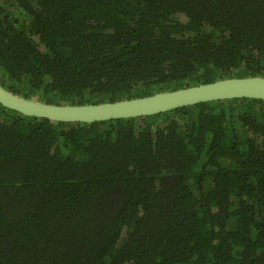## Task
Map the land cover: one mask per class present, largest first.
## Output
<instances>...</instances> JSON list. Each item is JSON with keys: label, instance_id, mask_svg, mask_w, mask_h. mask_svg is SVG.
<instances>
[{"label": "trees", "instance_id": "16d2710c", "mask_svg": "<svg viewBox=\"0 0 264 264\" xmlns=\"http://www.w3.org/2000/svg\"><path fill=\"white\" fill-rule=\"evenodd\" d=\"M264 76V0H0V84L55 104ZM0 264H264V100L95 122L0 104Z\"/></svg>", "mask_w": 264, "mask_h": 264}, {"label": "water", "instance_id": "95a60500", "mask_svg": "<svg viewBox=\"0 0 264 264\" xmlns=\"http://www.w3.org/2000/svg\"><path fill=\"white\" fill-rule=\"evenodd\" d=\"M234 98L264 100V76L221 78L117 101L55 104L17 95L0 84V104L23 115L61 122H95L159 114L201 102Z\"/></svg>", "mask_w": 264, "mask_h": 264}]
</instances>
